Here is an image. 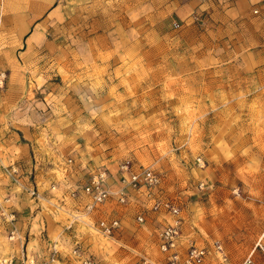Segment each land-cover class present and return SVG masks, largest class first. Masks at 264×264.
I'll return each instance as SVG.
<instances>
[{
    "label": "rangeland",
    "instance_id": "374dc122",
    "mask_svg": "<svg viewBox=\"0 0 264 264\" xmlns=\"http://www.w3.org/2000/svg\"><path fill=\"white\" fill-rule=\"evenodd\" d=\"M258 1L0 0V128L15 146L0 154V264H166L159 234L174 220L180 255L206 251L197 264H241L264 245ZM124 163L157 175L151 198L176 218L144 193L79 212L69 189L97 171L115 189ZM100 218L120 230L94 233Z\"/></svg>",
    "mask_w": 264,
    "mask_h": 264
},
{
    "label": "built area",
    "instance_id": "2783aa9c",
    "mask_svg": "<svg viewBox=\"0 0 264 264\" xmlns=\"http://www.w3.org/2000/svg\"><path fill=\"white\" fill-rule=\"evenodd\" d=\"M191 1V0H182ZM264 6V0L258 1L252 13L259 17L264 22V12L261 10ZM173 28H177L176 24H173ZM4 85V75L0 73V91ZM199 162V160L197 161ZM67 166L71 164V160L65 162ZM16 171L13 168L7 170L8 175L15 174ZM109 175L105 171H97L88 177L85 184L77 186L73 189H69V197L82 206H80L79 212L84 215H88L93 209L104 205L110 200H114L118 205H126L129 201V193H144V197L152 202L151 209L153 212L163 210L171 217H175L178 214V210L172 205L159 200L154 201L151 198L152 189L158 184L157 175L148 168H138L136 170L131 169L126 163L119 165L116 173L117 187L112 189L109 184ZM202 190V183L199 186ZM77 218L74 216L73 219ZM136 221L141 223L142 217L138 215ZM179 220H174L171 224L166 225L160 231L159 234V250L166 254V264H197L202 262L206 255V251L203 248H197L195 246H189L184 255H180L176 250L177 239L179 238ZM94 233L105 237H113L120 230V221L117 218H100L95 224H92ZM211 249L214 253L218 254L221 260H225V254L221 244L218 241H214L211 244ZM255 252L264 255V245L259 239L250 255L241 264H255L253 261V254ZM73 254L79 256V250L73 249ZM51 262H54L51 259ZM83 264H90L88 260L83 259ZM3 264H15L12 260L4 261ZM28 264H33L30 262Z\"/></svg>",
    "mask_w": 264,
    "mask_h": 264
},
{
    "label": "crops",
    "instance_id": "0c3cea01",
    "mask_svg": "<svg viewBox=\"0 0 264 264\" xmlns=\"http://www.w3.org/2000/svg\"><path fill=\"white\" fill-rule=\"evenodd\" d=\"M25 16H26L27 19H29V6H28L27 11L25 12ZM26 29L25 28L24 29H21L19 31V35H21L23 32H25ZM36 29L39 30V28H36ZM36 29L33 32H31V33L28 32L29 33V35H28V44L29 45H30V34H32V33H35L36 34ZM13 142H14V139L12 138V136L6 134L5 131H2V129H1L0 130V148L3 150V152H0V154H1V156L3 155V157L6 160H9L10 159V150L12 148H15L14 144H12ZM11 145H13L12 148H11ZM18 147L22 149V146L21 145H18ZM27 225H29V222L18 221L17 223H15V226L19 230L22 229L23 227H26ZM27 237H28L27 239H29V235Z\"/></svg>",
    "mask_w": 264,
    "mask_h": 264
},
{
    "label": "bare ground",
    "instance_id": "6f19581e",
    "mask_svg": "<svg viewBox=\"0 0 264 264\" xmlns=\"http://www.w3.org/2000/svg\"><path fill=\"white\" fill-rule=\"evenodd\" d=\"M12 240V239H11ZM54 249H55V247H54Z\"/></svg>",
    "mask_w": 264,
    "mask_h": 264
}]
</instances>
